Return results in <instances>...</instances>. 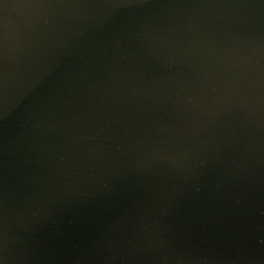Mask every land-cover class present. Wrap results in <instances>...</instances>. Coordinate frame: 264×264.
I'll use <instances>...</instances> for the list:
<instances>
[{
	"label": "water",
	"instance_id": "obj_1",
	"mask_svg": "<svg viewBox=\"0 0 264 264\" xmlns=\"http://www.w3.org/2000/svg\"><path fill=\"white\" fill-rule=\"evenodd\" d=\"M0 264H264V0H0Z\"/></svg>",
	"mask_w": 264,
	"mask_h": 264
}]
</instances>
